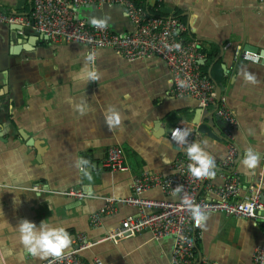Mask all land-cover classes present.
Wrapping results in <instances>:
<instances>
[{
  "label": "crops",
  "instance_id": "crops-1",
  "mask_svg": "<svg viewBox=\"0 0 264 264\" xmlns=\"http://www.w3.org/2000/svg\"><path fill=\"white\" fill-rule=\"evenodd\" d=\"M143 3L148 11L185 22L188 37L205 53L202 71L240 124L233 172L241 178L239 200L249 199L264 183V65L242 57L245 51L264 56L262 0ZM0 7L30 16L33 0H0ZM79 17L89 24L102 21L120 35L135 31L122 7H88ZM89 54L85 46L28 38L23 31L0 25V264H42L55 257L41 259L26 252L16 227L23 219L37 225L48 219L64 227L71 245L61 255L77 248L74 241L83 235L88 247L80 255L88 264L95 259L104 264H170L171 238L157 241L147 232L116 243L107 239L123 220L137 216L135 207L119 206L116 214L102 218L99 227H93L91 218L107 199L130 198L135 176L173 174L180 150L169 135L181 124L197 128L193 122L199 104L175 96L168 68L158 58L131 63L102 49L95 52L93 66L86 61ZM85 67L95 68L100 79H77ZM245 73L253 79H245ZM76 105H83V113ZM217 108L216 104L204 113L212 116L209 122L217 136L202 134L200 146L218 163L227 155L228 142ZM109 109L120 113L118 126L106 122ZM249 147L260 156L251 172L241 164ZM112 148L123 152L130 171L106 168ZM85 160L87 164L77 166ZM207 183L221 188V170L215 168ZM72 188L83 189L88 197L78 200L65 195ZM201 193L206 195L205 190ZM144 197L165 199L160 189ZM259 213L257 220L208 214L197 243L196 264H254V251L264 242Z\"/></svg>",
  "mask_w": 264,
  "mask_h": 264
},
{
  "label": "built area",
  "instance_id": "built-area-1",
  "mask_svg": "<svg viewBox=\"0 0 264 264\" xmlns=\"http://www.w3.org/2000/svg\"><path fill=\"white\" fill-rule=\"evenodd\" d=\"M262 3L264 5V0ZM88 7H96L99 10L122 7L135 31L120 35L108 24L103 23V27L99 24H89L79 17V12ZM0 25L33 27L49 42L85 46L94 57L91 61L93 66L95 52L102 49L112 50L131 63L158 58L168 68L176 97L193 98L204 111L218 105L216 116L226 124L225 137L228 142L225 159L215 162V168L221 170L223 186L214 189L207 183L208 178L196 179L188 171L190 161L187 157V147L191 143L200 145L202 134L198 129L190 130L191 135L187 137V143L179 146L172 140L171 133L169 139L180 150L172 168L173 174L170 177L153 173L135 176L130 198L122 201L107 199L105 207L92 216L91 224L93 227H99L102 218L108 214H116L121 205L132 206L138 210L137 216L127 217L117 229L110 231L108 240L116 243L147 232L157 241L171 238L174 245L170 264H196L197 238L200 237L204 221L197 226L192 220L189 205L184 202L185 198L191 202V206H199L205 216L212 213L258 219L259 211L264 209L261 203L264 183L261 182L249 199L239 200L241 178L233 172V168L239 157L235 132L240 129V124L224 102L218 99L213 83L203 73L201 63L205 54L195 41L187 39L190 31L185 22L173 16L151 15L143 0H33L30 16L6 11L0 7ZM242 58L245 62L264 65V56L257 53L245 51ZM94 70L96 71L95 68ZM176 128L188 129L185 124ZM262 157L264 161V150ZM106 168L113 172L130 171L123 152L118 148L110 150ZM181 185L183 191L174 192V189ZM153 189H160L165 199L145 198L144 194ZM202 190L206 191V195H202ZM65 195L78 200L88 197L87 192L80 188L69 189ZM85 242L83 235L78 236L74 241L77 248L48 258L42 264H88L80 255V252L88 247ZM253 261L254 264H264V242L255 249ZM92 264L104 263L95 259Z\"/></svg>",
  "mask_w": 264,
  "mask_h": 264
},
{
  "label": "clouds",
  "instance_id": "clouds-1",
  "mask_svg": "<svg viewBox=\"0 0 264 264\" xmlns=\"http://www.w3.org/2000/svg\"><path fill=\"white\" fill-rule=\"evenodd\" d=\"M93 24H99L103 27L102 21H92ZM93 55L89 54L86 57L87 62L93 60ZM245 79L252 80L251 75L245 73ZM80 80L97 81L100 79V74L95 70H90L85 67L81 74L77 77ZM76 107L83 113V105H76ZM106 122L110 127L118 126L121 123V116L115 109H109V114L106 116ZM191 135L190 129L175 128L172 132V140L176 145H185L187 137ZM187 157L190 161L188 164V171L196 179L210 178L215 176V160L210 157L204 149L197 143H191L187 147ZM260 156L249 147L243 154L241 164L243 168L249 172L254 170L259 164ZM165 159V163H169ZM87 164L85 161H78L80 164ZM183 191V186H177L174 192L179 193ZM184 202L189 205V210L192 213V220L199 226V224L206 219L205 214L199 206H191V202L185 198ZM19 233V241L23 245L27 253L34 257L44 259L48 256H60L61 253L68 249L71 245L70 233L61 226H58L54 221L50 222L48 219L40 222L37 225L27 219L21 220L17 225Z\"/></svg>",
  "mask_w": 264,
  "mask_h": 264
},
{
  "label": "water",
  "instance_id": "water-1",
  "mask_svg": "<svg viewBox=\"0 0 264 264\" xmlns=\"http://www.w3.org/2000/svg\"><path fill=\"white\" fill-rule=\"evenodd\" d=\"M12 31L18 32L23 31L28 38L35 37V38H42L40 34H38L33 27H20V26H11L9 27ZM43 39V38H42ZM45 39V38H44ZM205 111L202 110L200 107L195 112V120L193 124L197 126L198 131L201 134H208L211 136H217V132L214 126L209 122L212 119L211 115H205ZM211 117V119H210ZM261 203L264 206V194L261 197ZM261 226L264 228V209L259 213Z\"/></svg>",
  "mask_w": 264,
  "mask_h": 264
},
{
  "label": "trees",
  "instance_id": "trees-1",
  "mask_svg": "<svg viewBox=\"0 0 264 264\" xmlns=\"http://www.w3.org/2000/svg\"><path fill=\"white\" fill-rule=\"evenodd\" d=\"M149 13L151 14V15H157L158 13L157 12H155V11H149ZM189 35L187 34V39L188 40H190V38L188 37ZM204 53V52H203ZM205 54V53H204ZM204 73V72H203ZM205 74V73H204ZM206 75V74H205ZM199 242V239L197 238V243Z\"/></svg>",
  "mask_w": 264,
  "mask_h": 264
}]
</instances>
